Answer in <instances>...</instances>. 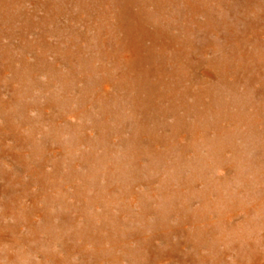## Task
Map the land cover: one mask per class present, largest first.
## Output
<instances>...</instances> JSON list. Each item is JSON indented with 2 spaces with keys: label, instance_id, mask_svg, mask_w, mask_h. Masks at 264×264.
Listing matches in <instances>:
<instances>
[{
  "label": "rangeland",
  "instance_id": "obj_1",
  "mask_svg": "<svg viewBox=\"0 0 264 264\" xmlns=\"http://www.w3.org/2000/svg\"><path fill=\"white\" fill-rule=\"evenodd\" d=\"M0 264H264V0H0Z\"/></svg>",
  "mask_w": 264,
  "mask_h": 264
}]
</instances>
